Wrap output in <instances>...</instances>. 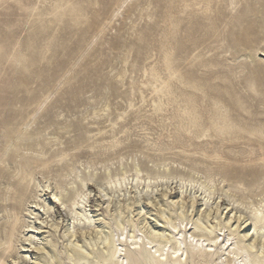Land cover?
<instances>
[{
    "label": "rangeland",
    "instance_id": "1",
    "mask_svg": "<svg viewBox=\"0 0 264 264\" xmlns=\"http://www.w3.org/2000/svg\"><path fill=\"white\" fill-rule=\"evenodd\" d=\"M123 2L0 0V154L22 130L26 145L45 134L60 139L54 150L78 144L80 169L172 160L187 174L224 172L204 154L234 135L264 141V58L239 42L249 28L264 48V0ZM226 170L224 185L264 180L259 165Z\"/></svg>",
    "mask_w": 264,
    "mask_h": 264
},
{
    "label": "bare ground",
    "instance_id": "2",
    "mask_svg": "<svg viewBox=\"0 0 264 264\" xmlns=\"http://www.w3.org/2000/svg\"><path fill=\"white\" fill-rule=\"evenodd\" d=\"M250 35L244 29L240 44L256 43L264 58ZM123 76L116 75L120 83ZM24 138L19 130V144L7 142L0 154V264H264V180L248 190L241 182L224 185L232 165L264 167L263 140L249 146L234 135L204 154L224 172L184 174L170 170L172 160L152 162L155 170L136 164L111 171L112 162L92 160L80 169L72 158L78 144L54 150L58 137L45 134L34 145Z\"/></svg>",
    "mask_w": 264,
    "mask_h": 264
}]
</instances>
